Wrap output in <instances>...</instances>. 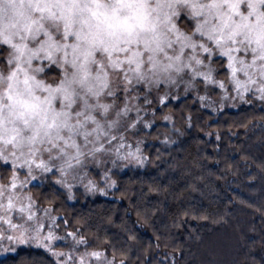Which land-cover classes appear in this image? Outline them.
Wrapping results in <instances>:
<instances>
[{"label": "snow or ice", "instance_id": "obj_1", "mask_svg": "<svg viewBox=\"0 0 264 264\" xmlns=\"http://www.w3.org/2000/svg\"><path fill=\"white\" fill-rule=\"evenodd\" d=\"M174 88L208 107V92L264 103V0H0V253L34 244L49 264H117L106 250L79 251L90 242L76 232L60 236L57 221L69 222L25 189L42 178L68 199L78 185L107 195L90 171L115 187L122 161L144 166L140 133L154 104L179 99ZM213 223L169 234L161 264H264V243L257 261L243 229ZM119 235L105 249L122 246Z\"/></svg>", "mask_w": 264, "mask_h": 264}, {"label": "trees", "instance_id": "obj_2", "mask_svg": "<svg viewBox=\"0 0 264 264\" xmlns=\"http://www.w3.org/2000/svg\"><path fill=\"white\" fill-rule=\"evenodd\" d=\"M153 107L158 110L147 119L154 126L140 133L148 157L145 165L116 168L115 187H106L92 171L94 182L107 195L77 190L76 197L68 199L65 190L42 181L29 186L34 198L69 222L65 226L57 221L61 230L85 237L90 243L84 247L106 250L117 262L161 264L173 247L165 242L169 234H186V229L212 232L217 217L228 221L227 228L218 232L237 228L252 237L258 261L264 243L260 239L264 234L263 107L212 111L193 95ZM3 171L0 168V174ZM118 233L122 246L105 249ZM133 235L136 239H127ZM235 258L245 260L243 254ZM0 264H49V257L42 249L23 247L0 257Z\"/></svg>", "mask_w": 264, "mask_h": 264}, {"label": "rangeland", "instance_id": "obj_3", "mask_svg": "<svg viewBox=\"0 0 264 264\" xmlns=\"http://www.w3.org/2000/svg\"><path fill=\"white\" fill-rule=\"evenodd\" d=\"M171 94H172V96L179 97V98L185 97L187 95H193L202 105H204L206 108H208V109H210L212 111H217V110H222V109H236V108H238V107H240L242 105H259V106H261V107L264 108V103H262L258 98L252 97V96L246 97V100L247 101H251V104H249L247 102L239 101L238 99L236 101L226 100V101L221 102L219 100V97H218V95H217L216 92H208L207 95L211 97V107H208L206 105L209 104V101L206 100V101H204L202 103L197 98V96L195 94H185L184 91H183V88H180L179 90H177V89L174 88V89L171 90ZM200 94L203 95L205 93L203 92V90H201ZM221 103L224 104L223 107H221ZM121 163H123V165H129V163L127 161H122ZM132 164H135V163H132ZM109 167H111V165H109ZM104 170H107V169H104ZM115 170H116V168H114L113 171H112V174H111V178L112 179H113V173H114ZM92 175H93L92 174V171H90V176H89L90 179H93L92 178L93 177ZM21 177H23V173H21ZM42 181H49V180H42V178H41V179H38L36 182H42ZM56 186H59V185H56ZM97 189H100L98 187V185H97ZM25 190L26 191H30L29 190V186ZM77 190H80L81 192H83V194H86V195H88V194H91V195H94V194L105 195V194L101 193L98 190H96V191H86L83 185H78V186L73 187V189H72V198H75L76 197V191ZM105 192H107V190ZM33 199H35L34 196H33ZM41 207H43V206H41ZM46 207H49V206H46ZM49 208L51 209V207H49ZM52 214L55 215L53 211H52ZM69 232H71V231H69ZM58 234L60 236H64L65 230H61L60 229ZM73 243H74V241L72 240V238L71 237H68L67 240L64 243L57 244L56 247H57L58 250L67 251L68 250V247L71 244H73ZM23 247H34V248H37L36 245L33 244V245H21V246H19L18 249L23 248ZM78 249H79V251H84L85 250V247H84V245H79L78 246ZM89 250H91V249H89ZM10 254H13V253H7V254L0 253V257H5V256L10 255ZM109 259H112V257H109ZM117 264H118V262H117Z\"/></svg>", "mask_w": 264, "mask_h": 264}]
</instances>
